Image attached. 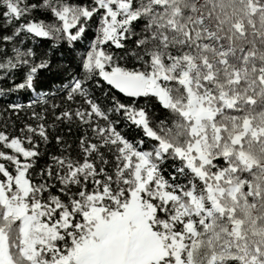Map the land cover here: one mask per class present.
Here are the masks:
<instances>
[{
    "label": "snow or ice",
    "instance_id": "6c2138e0",
    "mask_svg": "<svg viewBox=\"0 0 264 264\" xmlns=\"http://www.w3.org/2000/svg\"><path fill=\"white\" fill-rule=\"evenodd\" d=\"M0 264H264V0H0Z\"/></svg>",
    "mask_w": 264,
    "mask_h": 264
}]
</instances>
